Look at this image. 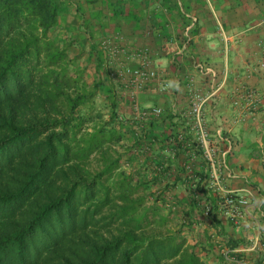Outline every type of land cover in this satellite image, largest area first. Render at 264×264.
<instances>
[{
	"label": "trees",
	"instance_id": "1",
	"mask_svg": "<svg viewBox=\"0 0 264 264\" xmlns=\"http://www.w3.org/2000/svg\"><path fill=\"white\" fill-rule=\"evenodd\" d=\"M193 1L0 0V264H264V189L223 173L224 187L243 180L260 200L243 216L230 214L228 198L239 195L219 189L188 99L172 108L189 81L181 62L198 57L200 14L212 11V0ZM228 22L213 12L217 33L207 41L224 43L220 25L227 32ZM109 28L125 35L127 49L140 37L137 48L148 47L152 59L170 50L180 78L162 92L161 74L134 92L101 46ZM255 55L253 69L227 66L234 100L247 89L262 97L257 109L233 110L235 120L261 127L246 145L243 133L225 129L231 166L253 145L249 155L264 168V85L248 82L264 79L261 47ZM201 60L194 74L209 82L197 64L213 65L221 83L226 66Z\"/></svg>",
	"mask_w": 264,
	"mask_h": 264
},
{
	"label": "crops",
	"instance_id": "2",
	"mask_svg": "<svg viewBox=\"0 0 264 264\" xmlns=\"http://www.w3.org/2000/svg\"><path fill=\"white\" fill-rule=\"evenodd\" d=\"M257 1L258 0H212V2L209 1L210 2L209 6L210 9L212 10L211 11L212 13L209 11L208 13L200 14L202 17L201 29L199 35L195 36L196 45L192 46L193 56L194 55L197 56L198 54V57H195V59L191 57L190 61L187 62L188 61L187 60L186 63H183L184 62L183 60L181 62L182 64H180L182 65V70L183 68L187 69L186 74H188L189 77L197 76L196 85L198 86L203 85V87L207 88V90L210 89L209 82H205V79L202 75L194 74L195 71L197 70L195 67L196 61L194 60L202 61L201 60L202 57L205 59V63L214 62L221 67H223L224 65L226 67L230 66L231 70L232 68H234V72H236V70L239 71L242 68L248 66L252 67L253 69L254 64L256 63L255 53H259L260 43L263 38V31L261 29H255L254 31L250 26L252 23H254L257 20L258 17L262 18L264 16V9L262 10L260 6L262 2L258 3ZM193 3H196L195 0L193 1ZM233 5L234 7H236L235 5H237V7L232 10L231 7ZM213 12L218 13L220 16H222L223 19L228 20L229 21L228 23L230 24L229 27L230 30H226L227 31L226 33L230 36L231 41L224 42L220 46H218L219 44H217L213 40L211 42L207 41L209 39H212L213 37H216V33H217L215 27L213 26V24H211L213 21ZM221 27L222 25H220V29L222 32L223 27L222 28ZM112 29L107 31L108 34L107 36L115 33V31H113ZM126 32L129 33L128 31ZM128 40L130 46L127 53L124 55V57H127V60L128 57H130L129 59L133 57L132 55L133 52L135 51V48H137L138 45L137 43L143 42L142 40H140V37L131 38ZM130 51H132V53H129ZM180 52L181 49L178 51V55L183 59V56L181 55ZM168 53H170L171 55H168ZM164 54H162L163 56H156L155 59H153L156 67L160 70V73L163 74L161 81L159 80V85L161 82L164 81L173 82V83L176 82V79L180 78V74H178V72H182V71H178L175 64L173 63L172 52L168 50L166 52V55ZM132 59L129 60V63L135 65L137 61H132ZM248 82H250L252 85H257V86L264 85V79L258 74L251 77L248 80ZM234 84L235 83L233 82L232 83L228 82V84L225 85L217 93V95L213 96L210 99L211 101L208 103L206 111L207 113L209 112L213 113L214 116L213 122L221 124L220 121H229L230 123V121L232 120L231 114L233 112V109H231V102L233 101V96L230 87H232ZM185 90L186 87L181 86L180 89L181 93L176 95L173 94V96H171V99H173L172 108L174 112H179L183 107H185L184 100L187 99V95H185L187 91ZM162 97L163 95L161 92V97H160L161 102L162 100H164ZM173 97H175L176 101L174 100ZM260 115H264V111L263 113L261 111ZM210 122L212 123V120H210ZM248 125L249 128H252V125L250 123H248ZM220 127L226 128V126L223 125ZM232 129L229 128L230 131H232ZM243 149L250 150L248 146L243 147ZM243 152H247V151H243ZM238 154H239L238 156L237 155L235 156L237 161L240 160V157L243 158V154L240 152V150L238 151ZM248 154L249 153H246L244 155L245 159L246 158L249 159V157H247ZM234 187L236 188L241 186H239L238 184V186H234Z\"/></svg>",
	"mask_w": 264,
	"mask_h": 264
},
{
	"label": "built area",
	"instance_id": "3",
	"mask_svg": "<svg viewBox=\"0 0 264 264\" xmlns=\"http://www.w3.org/2000/svg\"><path fill=\"white\" fill-rule=\"evenodd\" d=\"M192 19L195 22L197 17H192ZM256 26L263 31V38L260 43L262 56L259 60V67L262 72H264V18L257 22ZM189 29L190 27H188L187 31H189ZM221 33L224 40L228 42L230 36L223 28ZM101 46L111 55L114 63H122L121 69H119V74L126 78L128 85L135 89L134 92L145 88V86L149 85L153 80L160 76V70H158L154 60L150 57V49L148 47L142 49L137 48L133 52L132 58H137L139 60L137 65H130L128 62L126 63L125 61H122L123 55L128 51L127 38L123 33H113L106 36L102 40ZM129 58L130 57H128V59ZM197 67L204 76L208 77L210 89L205 90L202 86L196 85L195 76L188 77L189 81L186 89L188 91L187 99L189 101V111L187 114L191 117L193 129L195 130L201 145L204 147L206 157L212 163L213 177L219 184V189L227 194L237 192L239 195L238 198L232 196L228 198V212L234 216H243L251 209V207L254 208L257 206L260 200L256 196L255 191L249 187L242 186L234 189L224 187L222 183L223 173L231 178L237 176L228 161V155L233 150V142L231 138L225 134V129L223 127L219 126L215 132H212L206 111L210 99L217 95L220 89L225 85L228 77V67L224 69V78L221 83H217L219 75L217 67L202 63L197 64ZM169 86V82L163 83L160 90L166 92ZM237 94L238 96L235 98L234 103L238 107L240 113H242L243 110L257 109L259 106L258 102L262 101V97L258 94L257 90L247 89L245 92ZM161 111V107L154 109L156 114H160ZM221 144H223L224 147H222Z\"/></svg>",
	"mask_w": 264,
	"mask_h": 264
},
{
	"label": "rangeland",
	"instance_id": "4",
	"mask_svg": "<svg viewBox=\"0 0 264 264\" xmlns=\"http://www.w3.org/2000/svg\"><path fill=\"white\" fill-rule=\"evenodd\" d=\"M262 19H260V20H256L253 24H251L250 26L252 27V29L255 31V29H260L258 26H256V22H259V21H261ZM256 26V27H255ZM100 27V25L98 24V22L96 23V27H95V30H97L98 28ZM224 38V37H223ZM213 41L214 42H216L217 44H219L218 46H220L221 45V42L223 43V41H222V37H220V36H218L217 38H215V39H213ZM225 41V40H224ZM229 41H231V40H228V42ZM226 42V41H225ZM254 52V51H253ZM129 53H132V51H130ZM230 53V52H229ZM132 59V58H131ZM131 59H128L127 60V57H124V55H123V57H122V61H125L126 63H127V61L129 62V60H131ZM132 61H136V59H132ZM233 62V61H232ZM159 70V69H158ZM232 70H233V73H234V68H232ZM237 71V70H236ZM160 76H161V73L159 74ZM233 77H234V75H233ZM203 87V86H202ZM203 89H205V90H207V88H204L203 87ZM137 92V91H136ZM139 95H140V93H139ZM188 97V96H187ZM154 100V99H153ZM150 102V101H149ZM234 102V99H233V101L231 102V109H233L234 111L237 109V106L236 105H234L235 103H233ZM233 113V112H232ZM232 115V114H231ZM260 115V114H259ZM257 116L258 118V121H261V120H263L264 118H263V116L262 115H260V116ZM232 120L230 121V123H229V121H220L221 122V124H219L220 126H226V128H224V129H228L229 130V128L230 129H232V131H230V133H232L233 135H240V134H242L243 133V135H244V141H245V145H246V143H250L251 141H253V140H255L257 137H258V135H259V128L261 127V126H258V127H256V129L254 128V129H251V128H249V125H248V123H250L251 122V120L248 122V120H247V118H243V119H241V121H238V120H235L234 118H231ZM256 119V120H257ZM256 120H253L252 119V121H256ZM257 121V122H258ZM255 124V123H254ZM259 125V124H258ZM251 127V126H250ZM241 132V133H240ZM242 136V135H241ZM248 147H250L251 148V150H252V148H254L253 147V145H247ZM251 150H245V149H242V150H240V152L243 154V158L242 157H240V160L238 161L239 162V164H238V166H237V164L236 165H234V166H232V169H233V171L237 174V175H239V176H241V177H249V179H251L252 181H254V182H256V183H258V184H260V186L264 189V168L262 167V161H261V159H258V158H251L250 156H249V154H248V156L247 157H249V159H245L244 158V155L246 154V153H250V152H248V151H251ZM243 151H247V152H243ZM245 153V154H244ZM240 154V153H239ZM239 154H236L237 156L239 155ZM235 156V155H234ZM241 166H243V168H240ZM242 179V178H241ZM231 184H234V182H230ZM238 184H239V186H244L243 185V180H239L238 181ZM238 184L237 183H235V186H238ZM252 209H253V207H251V211H252ZM255 215H258V213L257 212H255ZM248 221L247 222H245V224H247V225H250L251 224V221L249 220V219H247ZM250 221V222H249ZM250 237L251 238H254V234L252 233L251 235H250Z\"/></svg>",
	"mask_w": 264,
	"mask_h": 264
}]
</instances>
